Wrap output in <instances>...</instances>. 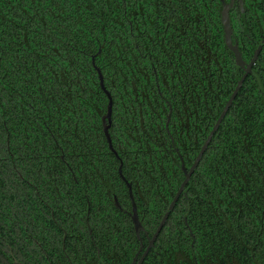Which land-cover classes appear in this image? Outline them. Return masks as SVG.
Listing matches in <instances>:
<instances>
[{
    "label": "trees",
    "instance_id": "1",
    "mask_svg": "<svg viewBox=\"0 0 264 264\" xmlns=\"http://www.w3.org/2000/svg\"><path fill=\"white\" fill-rule=\"evenodd\" d=\"M159 11L157 4L147 7L135 0H0V264H12L8 246L17 261L31 264L34 216L48 212L36 192L57 219L71 197L79 201L84 195L113 211L110 188L128 203L118 162L101 131L107 100L91 65L98 47L97 66L114 102L117 122L110 135L124 162L122 174L132 184L141 216L164 210L176 174L169 167L174 153L163 149L170 146L163 128L168 106L151 70L129 71L133 52L157 51ZM206 32L192 62L193 80L186 85L196 83L194 114L203 133L197 149L235 86L231 57L222 41L207 39ZM263 100L254 82L247 81L199 169L201 177H211L207 192L201 182L198 189L208 197L202 217L228 214L240 237L225 240L229 252H223L220 264H264ZM72 174L84 179L82 188ZM212 227L218 228L215 222ZM50 254L63 264L60 249Z\"/></svg>",
    "mask_w": 264,
    "mask_h": 264
},
{
    "label": "flooded vegetation",
    "instance_id": "2",
    "mask_svg": "<svg viewBox=\"0 0 264 264\" xmlns=\"http://www.w3.org/2000/svg\"><path fill=\"white\" fill-rule=\"evenodd\" d=\"M135 1L137 4H143V6L147 7L157 4L160 9L158 23L154 27L155 31L160 34L159 47L157 51L144 52L143 49H138V45H136L138 50L133 52L134 55H131L132 63L129 71L135 74L133 72L137 70V73L142 74L151 70L156 82L157 93L162 98L163 105L168 106L167 114L163 115L165 117L163 119V128L170 146H163V149L165 153H169L172 150L175 155V162H172L173 166L169 165L170 168L176 170L174 175V194L169 196V198L168 196H163V199H168L164 210L159 215L150 212L141 216L139 206L133 195L132 184L125 179L131 185L137 218L143 228L138 237L130 217L132 203L128 188L118 174L120 161L122 162L121 172L124 168V162L119 157L114 147L115 140L110 135L113 122H117L114 118L113 102L109 135L112 147L117 153L119 160L109 150L107 142L106 146L108 152L113 154L118 162L117 174L127 190L128 203L122 204L115 195V190L110 188L109 191L112 195L111 204H113L111 208H113V211L104 210V205L102 208L98 201L90 200L84 195L83 200L80 199L79 201H75L71 197V200L67 203L68 205L61 208L63 218L57 219L54 216L52 205L36 192L37 197L48 208V212H42L43 217H40L38 213H35L34 216V223L30 232V241L32 243L31 264H61L59 258H56L58 260L50 258V253H57L58 249L61 250L64 257L63 264H138L140 260V264H220L219 258L222 259L223 252H229V245H227L225 240L227 238L240 239L239 236L234 234L235 230L233 224H231L233 221L228 214L217 215L218 219L215 220H213L212 214L208 218L202 217L200 208L209 206V204L205 192L198 191V189L201 182L202 190L205 189L207 192L211 177L206 175L205 178L207 179L205 180V178L200 176L199 169L214 136L217 134L245 83L253 81L259 95L264 96V0ZM222 2L226 5L231 4L228 9V17L232 31V45L237 46L242 61L246 65H249L256 57L249 72H247V67L237 66L234 54L226 46L225 31L221 18ZM203 20L206 21V24L201 22ZM130 24L133 25V23ZM198 25L201 28L200 30ZM203 32H206L207 39L210 37L211 40L222 41L223 51L225 50L224 52H227L232 59L235 86L225 105L239 82H241V85L196 168L181 188L186 173L190 172L207 136L225 107L224 105L204 142L197 149V138L202 137L203 133L198 130L197 118L194 114L196 100V89L194 88L196 83L194 81L187 89L186 85L188 81L191 82L193 80L192 71L195 68L194 64L193 68H191L192 62H194V56L198 50L199 39L202 40L204 38ZM101 53L102 48L98 47L97 52L91 56L92 67L94 61V65L99 70L97 58ZM141 66H146L148 70H143L140 68ZM94 71L99 86L98 74L95 69ZM101 74L105 86L103 73L101 72ZM171 82H173L172 85ZM107 91L109 92V90ZM100 123L102 131V118H100ZM122 151L123 153L125 152L124 149ZM61 159L63 160V156H61ZM65 165L68 172L71 173L72 169L67 164ZM205 167L210 171L208 166L205 165ZM83 181L84 179L77 180L76 175L72 174V182L79 188H82ZM65 183L70 190V181L66 180ZM115 197L123 211L116 208ZM111 204L109 201L106 205L110 208ZM196 204L199 206L198 209L195 206ZM92 205L94 206L93 210H91ZM164 218L165 221L162 227L153 239ZM214 222L218 227L217 229L212 227ZM231 231L233 234H231ZM244 246L245 244L242 242V248ZM8 248L11 259L8 258L7 261L10 262L11 260L12 264H16V262L22 264L17 261L9 246ZM250 248L249 253L251 254L253 248ZM252 258L255 259V256Z\"/></svg>",
    "mask_w": 264,
    "mask_h": 264
},
{
    "label": "water",
    "instance_id": "3",
    "mask_svg": "<svg viewBox=\"0 0 264 264\" xmlns=\"http://www.w3.org/2000/svg\"><path fill=\"white\" fill-rule=\"evenodd\" d=\"M222 11H221V18H222V25L224 27V31H225V43L227 48L234 54L235 56V62L237 64V66H240L242 68L247 67V72L250 71V68L255 60L256 57H254V59L250 62L249 65H246L241 58V55L238 51V48L236 45H232V41H231V35H232V31H231V27H230V21H229V17H228V9L229 6L231 5H226L224 2H222ZM93 68L96 70L97 74H98V78H99V86L100 89L102 90V92L105 94L106 98H107V107H106V114L102 117V131H103V135L106 139V142L108 144L109 150L114 153V155L116 156V158L119 160V157L117 155V153L114 151L113 147H112V143H111V139H110V135H109V129H110V125H111V114H112V97L110 95V93L107 91V89L104 86V82H103V77L102 74L100 72V70L94 65V61H93ZM241 82H239L237 88L234 90L232 96L230 97V99L228 100V102L226 103L224 109L222 110L217 122L215 123L214 127L212 128V130L210 131L209 135L207 136L194 164L192 165V168L190 170L189 173H186L185 175V180L181 186V188L183 187V185H185V183L188 181V178L190 176V174L194 171V169L196 168V165L198 164L200 158L202 157L205 149L207 148L209 142L211 141L214 133L216 132V130L218 129L222 119L224 118L225 114L227 113L229 107L231 106L234 98L236 97V94L240 88ZM121 168H122V162L120 161V165H119V169H118V174L119 177L122 179V181L126 184L127 188H128V194L130 197V201L132 203V213H130V217L131 220L133 222V226L135 229V233L136 235L139 237V233L143 230L140 222L138 221L137 218V211H136V206L133 200V196H132V191H131V185L129 183H127V181L125 180L124 176L122 175L121 172ZM185 171V170H184ZM114 202H115V206L118 210L123 211L118 203L117 198H114ZM166 218V216H165ZM165 218L162 220L161 224L159 225L158 229L156 230L155 235L153 236V239L156 237V235L158 234L160 228L162 227ZM140 252V250H139ZM137 257V256H136ZM135 257V260H136ZM141 262V260H140ZM140 262L138 264H140ZM16 264H18V262H16Z\"/></svg>",
    "mask_w": 264,
    "mask_h": 264
}]
</instances>
